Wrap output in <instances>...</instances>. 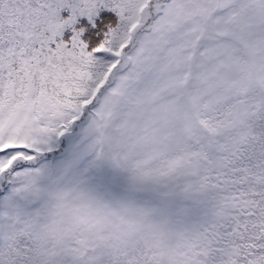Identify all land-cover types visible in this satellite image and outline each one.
Listing matches in <instances>:
<instances>
[{"label": "snow or ice", "instance_id": "1", "mask_svg": "<svg viewBox=\"0 0 264 264\" xmlns=\"http://www.w3.org/2000/svg\"><path fill=\"white\" fill-rule=\"evenodd\" d=\"M0 264H264V0H0Z\"/></svg>", "mask_w": 264, "mask_h": 264}]
</instances>
